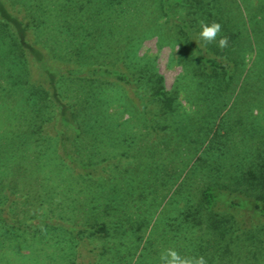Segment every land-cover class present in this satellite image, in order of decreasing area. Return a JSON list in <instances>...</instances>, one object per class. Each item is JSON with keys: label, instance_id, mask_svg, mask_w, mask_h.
<instances>
[{"label": "rangeland", "instance_id": "374dc122", "mask_svg": "<svg viewBox=\"0 0 264 264\" xmlns=\"http://www.w3.org/2000/svg\"><path fill=\"white\" fill-rule=\"evenodd\" d=\"M7 2L23 18H33L35 39L68 66L58 81L63 99L74 109L83 108L86 118L100 109L105 115L101 126L93 123L76 138L74 160L94 168L90 175L78 174L42 139L35 124L47 112L38 111L39 94H31L34 88L26 70L10 65L14 49L3 40L9 43L11 38L0 29V69L4 67L0 72V264H70L71 249L75 252L78 243L83 255L74 264H159L165 248H175L182 256L203 255L208 264H264V231L259 233L262 243L254 249L233 247L218 255L199 240L204 237L198 226L176 234L173 218L179 216L183 200L172 192L183 182L181 193L192 196L200 177L190 179L186 169L197 154L195 145L173 142L172 128L205 116L196 112L198 71L193 62H186L173 31L155 13L151 0H140L144 17L135 18L142 23L131 59L140 65L153 63L165 88H178L182 107L159 121L167 124L166 130L155 131L147 130L135 113L141 100L129 94L130 100L118 86L99 88L101 81L84 77L88 69L114 64L119 58L126 62V45L131 42L126 0L106 12L100 0ZM219 3L241 31L242 52L237 53L244 62L233 73L216 122L224 136L223 154L219 152L218 162L204 154L209 165H219L213 177L246 149H264V0ZM164 138L172 140L169 146L163 144ZM172 197L178 202L167 206ZM95 218L109 225L107 236L87 239L85 232L77 233L75 229ZM130 225L133 237L137 235L132 255L126 254L129 240L134 239L128 236ZM70 226L74 231L67 229Z\"/></svg>", "mask_w": 264, "mask_h": 264}, {"label": "trees", "instance_id": "16d2710c", "mask_svg": "<svg viewBox=\"0 0 264 264\" xmlns=\"http://www.w3.org/2000/svg\"><path fill=\"white\" fill-rule=\"evenodd\" d=\"M100 1L106 12L111 5H120L123 0ZM141 2L126 0V18H131L128 24L131 42L130 46L126 45V62L125 59L119 58L114 64L88 69L84 77L101 81L98 82L99 88H103V85L110 88L118 86L130 100L131 97L138 98V101H142V106L134 109L136 115L142 117L143 126L150 131L158 128L166 130L167 124L159 121L175 115L177 109L181 107L179 92L177 87L170 90L165 88L162 76L156 71L153 63L144 62L140 65L132 60L135 59L132 57L133 51L140 39L137 35L140 31L138 27L142 23L140 18H135L144 17ZM151 4L158 17L163 18L173 31V36L179 42L186 62H193L194 68L198 71L199 81L196 84L195 94L200 103L196 106V112L202 111L205 116L199 120L189 118L188 124L179 123L172 128L175 132L173 142L178 145L181 143L195 145L194 152L197 154L192 157L186 169H188L187 175L192 177L190 179L200 177L192 196L181 193L183 182L172 192L173 195L181 196L178 200H183V206L178 212L179 216L173 218L177 227L176 234L198 226L204 237L199 240L203 239L217 255L221 252H230L233 247L242 246L245 249L247 246L254 249V246L262 243L259 233L264 231V149L258 147L256 150L246 149L242 157L233 154L234 157L239 155L238 160L222 165L224 167L222 174L218 173L213 177V173L219 172V165L216 164L219 152L223 154L220 148L224 144L221 140L224 136L219 133L220 125L216 123L221 118L220 110L225 105L223 95L228 92L234 71L244 62L243 56L237 53L242 52L241 31L224 14L225 8L219 0H151ZM252 18L253 14L249 20ZM200 21L209 24L215 21L221 24V32L213 43L205 45L198 41L197 36L201 31ZM159 28L158 26L156 31ZM0 29L7 32L11 38L9 43L3 40V43L14 49V54L10 53V65H15L22 71L26 70L30 78L29 85L34 88L31 89V94H39L38 111L44 110L48 114L44 113V117L38 119L35 124L39 132L43 133L42 139L50 143L56 155L74 172L84 176L90 175L94 168L89 164L76 162L72 153L77 152L76 138L82 130L92 127L93 123L101 126L100 120L101 116L105 115L104 110H98L93 118H86L82 113L85 111L83 108L74 109L73 104L63 99L62 84L58 81L68 66H63L46 45L35 39L33 18H23L11 8L7 0H0ZM222 37H228V46L224 49L217 46L218 40ZM3 52L6 53L4 50ZM127 52H131L130 55ZM139 60L145 59L139 58ZM2 69L4 70V67H1L0 72L3 71ZM36 117H39L38 114ZM171 141L169 138L162 139L165 145L170 144ZM200 153L203 156H200ZM204 154L217 160L213 166L207 163ZM178 200L177 197H172L166 205L169 206L172 202L175 204ZM108 227L104 220L95 218L81 229L72 226L67 229L70 232L74 229L77 233L85 232L88 239L107 236ZM139 228L138 223L136 229ZM129 229L128 236L134 239L129 240L131 243L126 247V254L132 255V251L137 248L133 245L137 241V235L133 237L131 225ZM81 247L82 243H78L75 245V252L71 249L70 255L74 256L71 257L70 264H74L76 258L83 255Z\"/></svg>", "mask_w": 264, "mask_h": 264}, {"label": "clouds", "instance_id": "9594fccd", "mask_svg": "<svg viewBox=\"0 0 264 264\" xmlns=\"http://www.w3.org/2000/svg\"><path fill=\"white\" fill-rule=\"evenodd\" d=\"M201 31L198 33V41L203 42L205 45L213 43L216 40L218 34L221 32V24L213 21L212 23H206L200 21ZM217 46L220 49H224L228 46V37H222L218 40ZM159 264H208L203 255L200 256H187L181 255L175 248H165L159 254Z\"/></svg>", "mask_w": 264, "mask_h": 264}]
</instances>
